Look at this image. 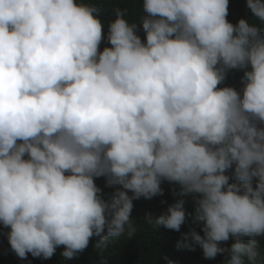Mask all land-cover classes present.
Segmentation results:
<instances>
[{"label": "clouds", "instance_id": "1", "mask_svg": "<svg viewBox=\"0 0 264 264\" xmlns=\"http://www.w3.org/2000/svg\"><path fill=\"white\" fill-rule=\"evenodd\" d=\"M247 6L259 24L229 22L230 0H143L138 23L117 8L101 51L103 9L0 0V225L20 259L135 237L134 201L167 181L178 199L149 224L180 232L191 218L203 235L182 246L264 264V0ZM231 71L242 94L220 87Z\"/></svg>", "mask_w": 264, "mask_h": 264}, {"label": "trees", "instance_id": "2", "mask_svg": "<svg viewBox=\"0 0 264 264\" xmlns=\"http://www.w3.org/2000/svg\"><path fill=\"white\" fill-rule=\"evenodd\" d=\"M79 2V0H78ZM84 3L94 5L103 9L101 19L105 25V41L101 45V51L111 45L107 41L108 25L116 19L115 10L117 8L127 10V17L130 22L138 23L143 18V0H83ZM229 22L238 24L241 19L248 20L250 23L259 24L248 9L247 0H230ZM146 43V34L143 31L142 24L138 33ZM250 70V69H249ZM243 71H231L227 80L220 87H233L243 93L244 84L242 79ZM232 172L228 173L232 175ZM97 186L103 189L104 198H110L115 189L106 186V178L96 180ZM164 190L163 196H157L152 200L140 199L134 201V211L132 214L133 224L137 228L135 237L129 239L127 233L120 238H112L106 248L97 249V238L90 241L86 251L78 254L75 259H66L63 252L64 247H59L52 259L34 258L31 254L27 259H20L11 249L8 234L11 231L0 225V264H227L228 256L220 255L214 260L204 258L203 250L196 246L195 251L182 246L185 234H188L193 228L203 235L202 225H195L191 218L182 227L180 232L170 231L163 227L156 228L149 224L148 218L153 221L166 214L168 209L174 205L178 199L174 195L173 189L179 191V185L170 184L165 181L162 184ZM132 195V193H129ZM186 200L188 213L194 214L198 206V198L195 195L183 197ZM244 243L250 241L245 238ZM235 243L231 239L222 247L230 248ZM261 251L264 254V238L260 240ZM259 264V262H257Z\"/></svg>", "mask_w": 264, "mask_h": 264}]
</instances>
